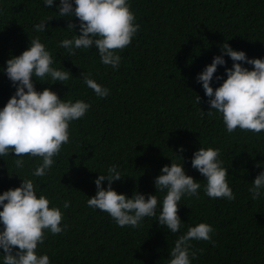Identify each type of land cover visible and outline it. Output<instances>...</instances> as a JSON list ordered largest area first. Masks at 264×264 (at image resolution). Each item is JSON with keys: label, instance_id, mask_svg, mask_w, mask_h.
<instances>
[{"label": "trees", "instance_id": "obj_1", "mask_svg": "<svg viewBox=\"0 0 264 264\" xmlns=\"http://www.w3.org/2000/svg\"><path fill=\"white\" fill-rule=\"evenodd\" d=\"M130 5L140 29L130 45L116 50L122 60L114 70L101 63L95 48L69 55L58 46L75 30L66 29L68 20L56 17L55 6L46 7L42 0H0V68L39 35L52 52L53 66L69 71L70 78L64 84L37 81V90L50 87L65 100L91 104L83 118L70 123V142L46 176H32L38 157L25 155L22 169L15 166L16 154L0 158V193L30 178L38 192L61 207L67 228L55 235L45 230L37 249L49 255L51 264H167L178 236L199 222L211 224L214 232L211 241H192L197 250L193 264H264V197L254 200L249 192L264 170V131L238 127L228 133L219 115L208 114V98L196 82L225 41L250 58L264 57V0H130ZM49 18L47 31L33 30ZM72 20L79 34L78 18ZM225 59L231 67V58ZM224 67L218 66L214 76L224 74ZM82 71L110 88V95L97 97L83 83ZM219 83L214 80L213 87ZM14 91L0 71V107ZM181 145L182 153L177 152ZM200 146L220 149L235 200L205 194L206 180L191 166ZM183 159L186 173L202 187L199 198H181L178 213L184 224L177 233L159 226L155 217H145L138 228L120 227L107 212L86 203L95 195L94 179L112 164L124 176L113 183L118 193H152L162 200L165 193L156 190L154 178L163 165ZM65 200L71 201L67 209Z\"/></svg>", "mask_w": 264, "mask_h": 264}, {"label": "clouds", "instance_id": "obj_2", "mask_svg": "<svg viewBox=\"0 0 264 264\" xmlns=\"http://www.w3.org/2000/svg\"><path fill=\"white\" fill-rule=\"evenodd\" d=\"M42 2L46 7L55 6L56 17L66 18V29L75 30L70 38L58 42L59 47L66 49L69 55H75L77 49L95 48L102 64L119 69L122 56L116 50L130 45L140 29L130 0ZM73 17L78 18L79 34ZM51 19H41L33 25V30L36 33L47 31ZM225 56L231 58V67L226 66ZM5 63L6 67L0 71L6 74L15 91L0 107V158L14 153L15 166L22 169L25 155L38 157L32 176H46L56 162L54 157L70 142V123L83 118L91 104L83 99L65 100L50 87L37 90V81L53 84L70 78L69 71L53 66L52 52L39 35L30 39L21 54L10 56ZM245 63L253 67L250 69ZM218 66H225L224 74L214 76ZM81 77L97 97L110 95V88L97 82L90 72L82 71ZM214 80L222 83L214 88ZM196 82L202 84L208 98V114L219 115L228 133L238 127L254 133L264 131V57L250 58L244 50H236L225 41L220 45V54L214 55L211 63L197 74ZM197 101L200 103L199 96ZM183 151V145L178 146L177 152ZM223 163L219 148L200 146L191 157V166L206 180L203 190L208 197L235 200L227 179L229 170ZM123 177L118 165H109L94 179L95 195L86 201L90 208L107 212L120 227L138 228L145 217H155L159 226L177 233L184 224L178 213L181 198H199L202 187L199 180L186 173L184 159L183 163L163 165L154 178L156 190L165 193L162 200L152 193L134 191L131 196L118 193L113 183ZM249 192L254 200L264 197V170L255 176ZM50 204L49 197L38 192L30 178H21L19 186L0 193V264H51L46 252L37 251L38 245L44 243L45 230L60 234L67 225L61 223V207ZM70 204L71 201L65 200L63 209ZM213 232V226L207 222L189 225L171 247L167 264H193L197 250L193 249L192 241H211Z\"/></svg>", "mask_w": 264, "mask_h": 264}]
</instances>
